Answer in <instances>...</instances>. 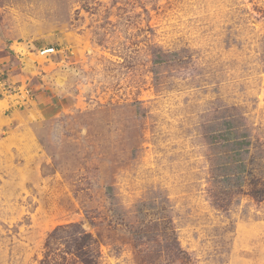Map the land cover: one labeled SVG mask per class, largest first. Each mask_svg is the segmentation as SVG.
Listing matches in <instances>:
<instances>
[{
	"label": "rangeland",
	"instance_id": "rangeland-1",
	"mask_svg": "<svg viewBox=\"0 0 264 264\" xmlns=\"http://www.w3.org/2000/svg\"><path fill=\"white\" fill-rule=\"evenodd\" d=\"M85 258L264 264V0H0V264Z\"/></svg>",
	"mask_w": 264,
	"mask_h": 264
},
{
	"label": "trees",
	"instance_id": "trees-1",
	"mask_svg": "<svg viewBox=\"0 0 264 264\" xmlns=\"http://www.w3.org/2000/svg\"><path fill=\"white\" fill-rule=\"evenodd\" d=\"M85 259H86V260H83V263H84V264H89V259H90V258H89V259H88V258H85Z\"/></svg>",
	"mask_w": 264,
	"mask_h": 264
},
{
	"label": "built area",
	"instance_id": "built-area-1",
	"mask_svg": "<svg viewBox=\"0 0 264 264\" xmlns=\"http://www.w3.org/2000/svg\"><path fill=\"white\" fill-rule=\"evenodd\" d=\"M53 51H55V50L54 49L46 50L47 53L48 52H53Z\"/></svg>",
	"mask_w": 264,
	"mask_h": 264
}]
</instances>
